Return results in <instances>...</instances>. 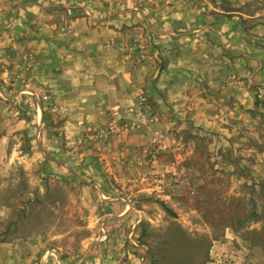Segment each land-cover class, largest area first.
Instances as JSON below:
<instances>
[{
  "label": "crops",
  "instance_id": "obj_1",
  "mask_svg": "<svg viewBox=\"0 0 264 264\" xmlns=\"http://www.w3.org/2000/svg\"><path fill=\"white\" fill-rule=\"evenodd\" d=\"M134 39L139 65L125 54ZM141 93L164 120L93 136L131 117ZM263 102L264 0H0V173L37 155L54 164L65 143L93 173L96 156L127 157L116 144L146 143L167 118L242 127ZM17 134L27 152L12 148Z\"/></svg>",
  "mask_w": 264,
  "mask_h": 264
},
{
  "label": "rangeland",
  "instance_id": "obj_2",
  "mask_svg": "<svg viewBox=\"0 0 264 264\" xmlns=\"http://www.w3.org/2000/svg\"><path fill=\"white\" fill-rule=\"evenodd\" d=\"M129 114L93 136L164 120L144 93ZM208 119L167 118L146 143L116 144L127 157L96 156L93 173L69 143L54 164L37 155L0 173V264H264V108L242 127ZM19 135L11 146L27 152Z\"/></svg>",
  "mask_w": 264,
  "mask_h": 264
},
{
  "label": "built area",
  "instance_id": "obj_3",
  "mask_svg": "<svg viewBox=\"0 0 264 264\" xmlns=\"http://www.w3.org/2000/svg\"><path fill=\"white\" fill-rule=\"evenodd\" d=\"M132 47H134V50L136 51V54L135 55H132V54L129 53L127 55V57L128 58H132L134 56L135 61L137 63L142 62L143 57H144V53H145L143 43L141 41H139V40H136L135 43H133ZM145 101H146V98L144 96H141L140 97V104L141 105H144L145 104ZM113 129L114 128L111 127V128H109L107 130L101 131L99 134L100 135H106L108 133V131H113Z\"/></svg>",
  "mask_w": 264,
  "mask_h": 264
}]
</instances>
